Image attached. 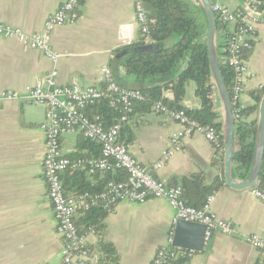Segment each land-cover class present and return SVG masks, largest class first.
Instances as JSON below:
<instances>
[{
  "label": "crops",
  "instance_id": "0c3cea01",
  "mask_svg": "<svg viewBox=\"0 0 264 264\" xmlns=\"http://www.w3.org/2000/svg\"><path fill=\"white\" fill-rule=\"evenodd\" d=\"M64 1L0 0V22L27 35L42 34L46 19ZM135 2L79 0L77 21L57 27L47 36V43L58 56L55 62L16 39L0 38V93L10 91L23 96L25 88L51 77L58 86L76 83L81 87H100L102 70L110 66L116 52L141 38ZM221 4L249 18L264 19V0H221ZM252 46L246 54L250 72L241 95L243 108L254 104L253 92L264 90L263 29L255 30ZM120 73L126 77L121 68ZM127 80L133 83L129 88L136 87L134 79ZM169 92L164 96L173 100ZM25 105L22 99L0 103V264H61L63 243L55 232L42 177L44 131L39 125L26 123ZM181 105L187 110L200 108L192 84L187 86ZM215 111L219 113L216 97ZM257 114L258 111L249 115L246 122L257 120ZM125 127L120 139L130 154L168 185L195 174L202 175L205 184L220 176L219 164L213 163L215 151L198 134L179 139L180 150L161 163V168H155L172 138L182 131L178 123L166 116L136 109ZM60 148L70 160L100 156L99 146L88 142L80 132L63 135ZM79 174L62 175L67 195H72L79 184L89 188L100 184L105 175ZM211 211L236 226L238 232L231 236L215 233L201 252L194 253L189 264H264L260 252L244 239L251 234L264 235V203L249 190H233L223 181V188L213 195ZM173 220L174 210L165 200L149 199L143 204L120 201L104 219L103 240L113 246L118 264H150L157 250L166 245ZM86 242L93 263L101 264L96 236L88 233Z\"/></svg>",
  "mask_w": 264,
  "mask_h": 264
},
{
  "label": "built area",
  "instance_id": "2783aa9c",
  "mask_svg": "<svg viewBox=\"0 0 264 264\" xmlns=\"http://www.w3.org/2000/svg\"><path fill=\"white\" fill-rule=\"evenodd\" d=\"M79 0H65L58 10L48 16L44 23V32L27 35L22 30L0 22V38L16 39L32 50L41 51L52 62L58 56L47 43V36L51 31L63 25L74 24L77 19ZM212 11L216 20L225 27L227 43L224 49L226 57L224 63L233 73L230 104L234 119L243 109L241 95L244 91L245 77L249 74V67L244 58L245 53L252 50L253 35L257 28L264 30V19L249 18L241 12H233L221 4V0L211 1ZM135 20L141 37H147V15L140 2H135ZM146 44H151L148 39ZM103 83L105 88L81 87L76 83L69 86H58L53 78L45 80L34 87H27L23 96L15 92L0 93V103L17 99L24 100L31 105H44L46 108L44 131V155L42 158V177L47 188V197L51 205L55 232L63 243L61 264H94L86 242L87 234H80L74 219L80 208H88L98 200L105 202L109 210L120 201L143 204L149 199L165 200L174 210L173 224L178 221L203 225L205 227L204 245H207L215 233L226 236L236 235V226L217 218L211 211L213 196L206 199L202 208L195 209L185 205L179 186H169L165 181L155 178L130 154L128 147L118 142L121 124L126 122L131 114L133 104L143 101L142 94L137 90H127L118 86L108 67L103 68ZM114 98V103L122 106L124 115L111 127L105 129L100 122L90 121L84 116L83 110L90 104L104 96ZM152 111L156 115H163L175 121L182 127V131L174 136L165 151L162 152L161 162L155 165L161 168V163L168 160L180 150L179 139L189 138L193 134L201 135L213 148L222 151L221 132L212 128H202L185 115L183 111L169 110L160 102L153 105ZM80 132L91 143L99 146L100 158L91 160H70L65 157L60 148V138L63 135ZM118 169L126 174V181H110L100 194L90 196L80 195L76 198L65 195L61 175L67 170H84L89 175L104 173ZM250 194L264 203V193L257 189L249 190ZM92 234V233H89ZM174 227L169 233L166 245L155 253L150 264H170L182 259L183 264H189L195 251L176 248L172 245ZM254 249L260 252L264 261V235L251 234L244 238Z\"/></svg>",
  "mask_w": 264,
  "mask_h": 264
},
{
  "label": "trees",
  "instance_id": "16d2710c",
  "mask_svg": "<svg viewBox=\"0 0 264 264\" xmlns=\"http://www.w3.org/2000/svg\"><path fill=\"white\" fill-rule=\"evenodd\" d=\"M143 6L147 15V37H141L138 43H134L116 52L129 48L144 46L148 39L151 44L161 45L157 52L148 54H129L122 57L118 63L123 69L125 78L134 79L136 87L131 90L139 91L143 96V101L133 104L131 114L126 122L121 124L118 142L124 144L120 139L123 129L131 119L134 110L138 109L145 113H153V105L160 102L169 110L183 111L195 124L202 128H212L216 132H221L220 114L215 111L214 86L211 83V76L208 67L205 35L206 21L204 13L196 0H137ZM212 1V0H210ZM194 5L195 11L193 12ZM198 15L204 19V24L198 20ZM217 58L221 75L225 83L227 92L231 94L233 73L224 63L226 53L224 52L227 43V33L224 26L217 20ZM141 36V34L139 33ZM115 54V55H116ZM244 54V58H246ZM115 57V56H114ZM113 57V58H114ZM112 58V59H113ZM112 63V60H111ZM111 63L108 67L111 70ZM189 84L194 87V95L199 100L198 110H187L181 103ZM121 88L126 86L119 81ZM100 89L105 88L102 83ZM171 91L173 100H168L164 94ZM264 94V90L253 92L251 98L253 105L241 109L239 117L235 120V152L233 155L232 176L238 180H245L248 177L254 148V137L256 131V120L246 122V118L258 111V105ZM83 114L90 121L100 122L105 129L111 127L124 115L121 104L114 103V98L104 96L93 104L88 105ZM89 142V141H88ZM125 145V144H124ZM215 151L214 164L220 166V176L213 179L210 184H205L202 175H191L182 179L177 184L169 186H179L182 191V199L186 206L200 209L206 199L213 196L223 188L222 179V151ZM100 152V151H99ZM101 156V154H100ZM100 156L98 158H100ZM97 159V158H96ZM74 175L80 172L82 176L84 170H67ZM63 173V174H64ZM62 174V175H63ZM105 174L100 184L89 188L88 185L79 184L72 195L68 197H78L83 194L94 196L103 192L104 187L110 181L124 182L126 174L118 169H113ZM61 175V178H62ZM96 175V174H95ZM264 193V158L259 175V181L254 188ZM109 213L105 207V202L98 200L96 204H90L88 208H80L76 212L74 224L80 234L92 233L97 238V247L102 254L101 264H118V257L113 246L103 240L105 231L104 219ZM184 260L178 259L170 264H183Z\"/></svg>",
  "mask_w": 264,
  "mask_h": 264
},
{
  "label": "water",
  "instance_id": "95a60500",
  "mask_svg": "<svg viewBox=\"0 0 264 264\" xmlns=\"http://www.w3.org/2000/svg\"><path fill=\"white\" fill-rule=\"evenodd\" d=\"M196 1L202 9L206 21V55L211 76V83L214 86V93L219 105V114L221 118L223 181L227 187L233 190H250L255 188L258 184L264 158V95L258 105V117L256 120V131L250 171L245 180L236 181L232 176V161L235 152V119L232 113L229 94L223 81L217 58L216 17L212 11L210 0ZM161 47L162 46L159 44H145L144 46L129 48L116 54L111 63V73L114 82L118 85L120 81L126 86L124 89L131 90L129 86L133 83L129 82L120 73V68L118 66L120 59L129 54H148L157 52L161 49ZM169 94L172 96V92H169ZM23 109L25 112L26 123L39 126H43L45 124L46 108L44 105L27 104ZM204 233L205 227L203 225L178 221L174 226L172 245L176 248L184 250L201 252L204 249Z\"/></svg>",
  "mask_w": 264,
  "mask_h": 264
},
{
  "label": "rangeland",
  "instance_id": "374dc122",
  "mask_svg": "<svg viewBox=\"0 0 264 264\" xmlns=\"http://www.w3.org/2000/svg\"><path fill=\"white\" fill-rule=\"evenodd\" d=\"M196 5H194V8H193V12L195 11V7ZM198 20H199V22L201 23V24H204V19L201 17V15H198Z\"/></svg>",
  "mask_w": 264,
  "mask_h": 264
}]
</instances>
